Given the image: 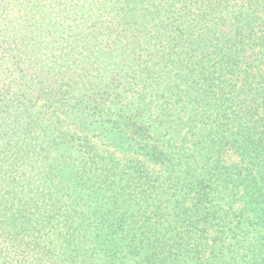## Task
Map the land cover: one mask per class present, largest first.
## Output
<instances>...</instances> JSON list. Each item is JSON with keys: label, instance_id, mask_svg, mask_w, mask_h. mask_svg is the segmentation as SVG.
I'll return each mask as SVG.
<instances>
[{"label": "trees", "instance_id": "obj_1", "mask_svg": "<svg viewBox=\"0 0 264 264\" xmlns=\"http://www.w3.org/2000/svg\"><path fill=\"white\" fill-rule=\"evenodd\" d=\"M0 264H264V0H0Z\"/></svg>", "mask_w": 264, "mask_h": 264}]
</instances>
